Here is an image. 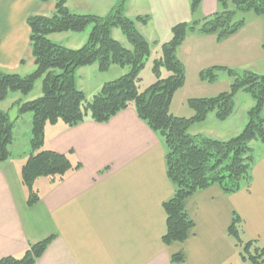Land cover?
Listing matches in <instances>:
<instances>
[{"label":"crops","instance_id":"crops-1","mask_svg":"<svg viewBox=\"0 0 264 264\" xmlns=\"http://www.w3.org/2000/svg\"><path fill=\"white\" fill-rule=\"evenodd\" d=\"M119 2L99 8L97 0H66V7L75 14L103 17ZM54 4L55 0H0L1 72L25 76L34 70L27 19L49 16ZM123 6L130 19L150 11L138 0H125ZM199 10L202 17L212 15L216 0H202ZM191 35L196 43L191 49L196 51L205 35ZM170 37L171 33L167 41ZM206 38H210L207 43L213 40L212 35ZM183 44L180 53L186 51ZM200 47L206 54L205 46ZM9 95L7 105L6 100L0 103V111L17 121L16 102L34 97L15 95L12 99ZM15 142L10 145V158L0 164V259L19 257L29 245L53 237L36 264H173L170 257L178 253L183 256L180 264H249L239 258L227 234L234 215L241 220L245 239L264 243L263 150L254 155L248 188L225 195L212 186L187 198L183 206L194 228L184 242L164 245L163 203L173 195L165 172L164 147L133 109L104 124L86 121L74 128L62 123L46 126L45 146L69 155L80 168L61 181L37 179L34 190L39 200L31 207L20 180L29 150L16 151Z\"/></svg>","mask_w":264,"mask_h":264},{"label":"trees","instance_id":"trees-1","mask_svg":"<svg viewBox=\"0 0 264 264\" xmlns=\"http://www.w3.org/2000/svg\"><path fill=\"white\" fill-rule=\"evenodd\" d=\"M42 3L49 0H39ZM124 1L113 7L105 16L75 14L66 7V0H55L49 16H32L27 19L30 30L29 44L34 59V70L25 76L0 71V103L11 93L27 96L36 81L41 80V95L27 102H16L17 116L31 114L28 156L20 170V180L27 194V206L39 200L34 182L45 178L61 181L80 168L69 155H61L44 144L46 126L62 123L74 128L86 121L104 124L118 113L133 109L137 118L156 134L164 147V165L168 181L173 187L172 197L163 203L166 215L164 245L184 242L194 228L183 203L195 193L217 186L225 195H233L248 188L254 156L251 142L264 144V74L236 73L224 67H213L200 75L214 81L217 71H224L231 79L229 88L210 98H193L187 101L192 110L190 118L176 117L169 111L173 95L184 84V71L177 52L186 35H212L223 40L243 27L237 13L254 12L264 16V0H216L217 10L209 16L191 23H178L171 37L159 46V55L153 59L151 72L155 81L140 89V72L151 56V44L139 32L137 25L145 26L148 17H126ZM202 0H191L190 10L195 14ZM229 3L234 10L228 9ZM91 26L85 43L70 49L53 43L49 36L62 33H80ZM120 30L128 47L112 37V30ZM96 65L99 72L111 66L127 68L126 74L104 83L91 100L77 88L75 74L79 68ZM162 72L166 73L162 77ZM247 93L253 106L246 112L245 127L227 140H217L190 134L192 126L203 123L211 114L225 121L234 110V97ZM16 121L0 111V164L10 156L12 130ZM239 258L249 264H264V243L245 239L241 220L234 215L227 231ZM53 237L31 244L19 256L0 259V264H36ZM170 262H183L181 253L172 255Z\"/></svg>","mask_w":264,"mask_h":264},{"label":"rangeland","instance_id":"rangeland-1","mask_svg":"<svg viewBox=\"0 0 264 264\" xmlns=\"http://www.w3.org/2000/svg\"><path fill=\"white\" fill-rule=\"evenodd\" d=\"M113 1L97 0L98 7L101 8L106 3H113ZM138 2L141 7L151 11L146 15H142L148 17L147 26H137L147 36L151 44V56L139 75L138 85L140 89H144L155 81V77L151 72L152 61L159 55L160 44L167 41L171 33L170 27L181 22L198 21L202 16L200 10H197L195 14L191 13V0H138ZM228 9L234 10L230 3ZM172 11L175 12L174 16L170 15ZM236 19H242L244 23L236 34L219 41L216 40L215 36H212L213 40L209 43L206 39L210 38H206L205 35L200 38L201 41H199L196 51L191 49V46L195 43V36L189 33L186 35L183 41L184 47H187L186 51L183 50L182 53L178 52L177 54L184 71V84L182 88L176 91L171 100L169 111L172 115L190 118L193 112L187 105L189 99L210 98L228 90L231 79L224 71H217L214 81L201 79L200 75L213 67H224L238 74L243 72L264 74V16L256 15L250 11L237 13ZM90 28L91 26L80 33L69 32L68 36H51L49 39L63 47L78 49L85 43ZM112 37L123 46L128 47L120 30H112ZM203 45L206 54H203L200 50V46L203 47ZM127 71V68L118 66H111L105 72H99L96 65L79 68L75 74L76 86L84 93L86 100H91L104 83L119 78ZM165 76L166 73L162 72V77ZM15 95L24 97L18 93H11L9 97L14 99ZM40 95L41 80H38L27 97H34L35 99ZM9 101L6 100L4 105H7ZM253 104V100L247 93L239 92L234 97L233 113L225 121L219 122L210 114L203 123L192 126L189 133L217 140H227L237 135L245 127L248 121L246 112L252 108ZM262 116L264 118V109ZM30 128L31 114L26 113L19 116L12 130L13 139L16 141V151L24 149V147L29 150ZM251 148L253 156H259V151H264V144L259 140H255L251 142Z\"/></svg>","mask_w":264,"mask_h":264},{"label":"water","instance_id":"water-1","mask_svg":"<svg viewBox=\"0 0 264 264\" xmlns=\"http://www.w3.org/2000/svg\"><path fill=\"white\" fill-rule=\"evenodd\" d=\"M9 117H10V119H11V120H13V117H12V115H9Z\"/></svg>","mask_w":264,"mask_h":264}]
</instances>
